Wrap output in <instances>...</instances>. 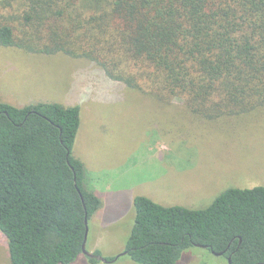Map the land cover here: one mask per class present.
<instances>
[{
    "label": "trees",
    "instance_id": "trees-1",
    "mask_svg": "<svg viewBox=\"0 0 264 264\" xmlns=\"http://www.w3.org/2000/svg\"><path fill=\"white\" fill-rule=\"evenodd\" d=\"M27 5L22 21L28 33L53 24L55 32L72 39L60 25L87 24L85 41H66L69 48L98 53L94 60L108 77L132 89L155 83L160 99L185 100L183 107L207 120L264 109V0H33ZM104 33L112 51L118 46L112 54L125 58L102 56L97 43ZM17 44L14 27L0 23V45ZM62 50L46 45L40 52ZM128 64L138 70L129 71L130 80L115 74ZM81 122L78 105L0 102V232L8 241L10 264H72L83 254L86 220L104 204L85 188L87 168L73 155ZM134 207L124 251L136 264H178L197 245L226 252L233 264L264 263L262 186L229 188L201 210L163 206L145 196H137Z\"/></svg>",
    "mask_w": 264,
    "mask_h": 264
},
{
    "label": "rangeland",
    "instance_id": "rangeland-1",
    "mask_svg": "<svg viewBox=\"0 0 264 264\" xmlns=\"http://www.w3.org/2000/svg\"><path fill=\"white\" fill-rule=\"evenodd\" d=\"M30 1L0 2V23L14 27L18 42L0 45V102L16 107L39 103L81 107L73 155L87 168L85 188L105 205L90 219L89 252H100L106 259L124 252L135 224L137 196L163 206L201 210L229 188L264 187L263 107L234 119L207 120L183 107L185 100L160 99L162 92L155 83L132 89L108 77L94 60L98 53L84 55L69 48L66 41H85L87 24L75 28L64 21L60 29L72 39L55 32L53 24L26 32L22 19ZM108 36H99L97 46L102 56L119 62L125 57L112 54L118 46L112 51L105 42ZM46 45H61L63 50L43 54ZM128 65L115 74L130 80L138 70ZM0 264H10L8 241L1 232ZM72 264L94 263L82 254ZM110 264L136 263L123 256ZM178 264L228 260L194 247Z\"/></svg>",
    "mask_w": 264,
    "mask_h": 264
},
{
    "label": "water",
    "instance_id": "water-1",
    "mask_svg": "<svg viewBox=\"0 0 264 264\" xmlns=\"http://www.w3.org/2000/svg\"><path fill=\"white\" fill-rule=\"evenodd\" d=\"M86 225H87V229H86V237L84 238L85 241H84V244H83V247H82L83 254H84L85 256H87L88 258H90V259H94V260H97V261H99V262H103V263H105V264L113 263L112 261H109V260H107L106 258H104L102 255L95 254V253L89 252V251L87 250V242H88V239H87V238H88V235H89V221H88V219L86 220ZM197 247H199V248H203V249H207L206 246L197 245ZM225 253H226V252H221V253L213 252V254H214L215 256H218V257L224 256ZM125 255H127V252L124 251V252H123L122 254H120V255H119L114 261L118 260L120 257H123V256H125ZM227 260H228V264H233V262H232V257H231V256L228 257ZM258 264H264V263H258Z\"/></svg>",
    "mask_w": 264,
    "mask_h": 264
},
{
    "label": "flooded vegetation",
    "instance_id": "flooded-vegetation-1",
    "mask_svg": "<svg viewBox=\"0 0 264 264\" xmlns=\"http://www.w3.org/2000/svg\"><path fill=\"white\" fill-rule=\"evenodd\" d=\"M213 253V252H212ZM224 258H226V259H228V256L225 254L224 256H223Z\"/></svg>",
    "mask_w": 264,
    "mask_h": 264
},
{
    "label": "crops",
    "instance_id": "crops-1",
    "mask_svg": "<svg viewBox=\"0 0 264 264\" xmlns=\"http://www.w3.org/2000/svg\"><path fill=\"white\" fill-rule=\"evenodd\" d=\"M105 206V205H104Z\"/></svg>",
    "mask_w": 264,
    "mask_h": 264
}]
</instances>
